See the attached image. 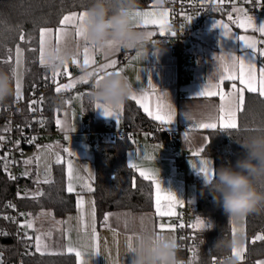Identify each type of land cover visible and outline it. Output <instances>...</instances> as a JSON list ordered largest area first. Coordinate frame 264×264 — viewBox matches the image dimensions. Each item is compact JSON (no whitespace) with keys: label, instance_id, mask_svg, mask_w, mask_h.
I'll return each instance as SVG.
<instances>
[{"label":"crops","instance_id":"0c3cea01","mask_svg":"<svg viewBox=\"0 0 264 264\" xmlns=\"http://www.w3.org/2000/svg\"><path fill=\"white\" fill-rule=\"evenodd\" d=\"M86 10L70 11L65 15L72 12L79 14ZM136 10L155 11L157 13L168 11L169 16L166 20L167 27H170L171 12L169 8L160 4V0H155L150 6L137 7ZM229 16L232 17L231 20H229ZM244 16H252L257 27L264 25V12L251 15L247 14L242 8H238L234 14L206 13L192 21L183 35L187 44V53L185 58L186 68L181 76L178 73L177 62L170 46L167 45L162 50L154 49L152 52L145 48V45L148 43L155 44L163 39L169 40V31L161 36L158 26L148 25L145 27L142 19L137 21L139 26L135 28L146 33L148 39L143 45L134 49L128 60H120L117 57L119 50L123 46H115L107 53L96 51V47L94 48L89 41L86 42L82 37L76 36L75 28L71 25L63 26L66 27L68 34L60 40L59 44H57L55 39L56 29L62 26L59 24L55 27H44L53 30L50 44L46 47V60L50 59L49 52L58 47L59 50L71 51L73 58L79 61L78 64H73L72 58L66 65L64 64L56 70L60 75L65 74V68L67 67L68 72L71 73V76H68L66 81L60 83L61 85L79 81L88 72L96 73V75L88 79L87 84L75 83V87L61 91L60 93L55 91L57 85H53L46 94L44 93L45 101L54 106L55 128L66 133L65 138L73 148L77 136H81L83 133L86 135L89 131H98L109 126L124 123L129 117L136 115V113L144 115L146 119L162 126L166 130L177 128L180 125L179 135L169 137L166 134H162L158 136V140L155 142L151 141L147 135L131 138L132 145L126 152V160L128 165L131 161L136 163L141 169L151 170L159 179L162 189L174 193L184 203L187 201L197 203V180H204V175L198 171L200 167L199 162L200 160L210 161L208 165L209 174L214 171V165L212 157L203 152L199 156H193L194 152H197L201 147L205 148L208 144L209 129L193 128L192 125L194 123H206L216 120L219 116V105L221 103L219 96L205 98L198 97V94L209 81L217 82V69L220 61L216 58L221 54L234 55L238 58H243L246 62L255 63L257 75L259 74V68L264 67V56L245 47L243 42L238 39V36H247L257 42V48L260 45L264 48V43H261L264 42V34L252 29L245 31L237 27L236 21ZM216 22L228 25L231 36L223 35V29L214 27ZM148 33H154L155 35L149 36ZM85 47L90 49V58L94 60V63H90L87 66L83 63V50ZM112 60L117 61L114 68L101 70L102 66L110 63ZM109 71H119L132 86L131 94L121 104L122 109L120 110L118 120L114 116H105L103 109L96 107V104L99 102L92 97L97 75L106 77V73ZM53 72L51 70L52 82ZM60 75L56 77V82ZM235 83L239 88V82L235 81ZM232 84L233 81H225L222 85L223 91L225 93L231 92ZM133 93L138 98H142V102L153 113H155L158 104L164 105L165 111L168 110L167 106L171 105V108L176 112L174 120L168 125H162L159 121L154 120L145 112L141 104L130 99ZM246 94L247 92H245V98ZM14 99L18 101L15 96ZM188 109L199 113L198 119L193 121L186 119L185 112ZM57 119L61 120L60 126L56 124ZM39 121L41 122L40 128H46L47 116L43 115ZM94 122L95 126H92ZM176 140L180 141L188 152L184 167L173 168L169 159L170 146ZM88 145L93 148L95 143ZM42 149L53 154V161L49 165L51 175L44 179L38 174L37 167V154ZM25 151L27 158L24 161V173L33 182L29 193L41 191V184L45 180L50 181L53 179L54 165L57 163L58 157L61 158V163L65 166L66 161L74 159L75 156L74 148L72 154L69 155L63 149L62 140L58 137H48L42 146L27 148ZM149 156L152 158H147ZM92 158L94 163L93 151ZM193 163L196 164V167H193ZM133 170L139 174V171ZM190 181L192 182L191 184ZM94 182L92 185L93 189ZM190 188H192L191 195L189 194ZM153 189L154 205L152 209L134 210L131 208H116L108 210L102 219H99L93 191L78 187L71 193L74 196L72 210L67 211L64 215H59L52 208H41L27 220V222L33 223V228L29 229L26 227V229L33 237L34 244L36 235L43 237V242L48 245L46 254H69L67 248L71 246L74 250H79L82 253L81 259L83 260V264H130L132 254H128V245L133 242L138 233L148 229L156 233L167 234L172 238L175 237L178 258L183 260V250L179 245V224L175 220L179 216L183 205L177 206L174 209L176 215L163 218L157 216L155 212L154 185ZM78 199L80 200L79 207L77 206ZM106 215L108 217L107 220H105ZM160 223L172 227L166 228L161 232L158 228ZM94 232L95 237L93 236ZM96 246H98L99 254H95L93 251ZM72 254L74 255V253ZM260 258H264V256L256 258L257 264H260ZM75 260L76 264H78L76 257Z\"/></svg>","mask_w":264,"mask_h":264},{"label":"trees","instance_id":"16d2710c","mask_svg":"<svg viewBox=\"0 0 264 264\" xmlns=\"http://www.w3.org/2000/svg\"><path fill=\"white\" fill-rule=\"evenodd\" d=\"M155 0H138V7L150 6ZM93 0H0V70L10 73L14 95L7 98L2 106L15 104L14 77L11 69L15 67V49L19 45L24 57V95L26 99L33 90L53 87L50 67L39 63V32L44 27L59 25L62 17L70 11L88 9ZM24 40H20V36ZM35 49V51H33ZM9 55L12 61L5 63ZM44 94V96H45ZM41 107L30 111L25 105L18 114L22 124L40 127L39 114L47 116L45 126L55 129L53 105L45 101ZM20 99V100H22ZM19 101V100H18ZM131 127H143L153 123L144 115L136 113L125 122ZM92 126H95V122ZM6 118H0V137L4 135ZM209 141L204 154L212 157L214 169L229 164L243 156L244 150L236 141L244 137L264 133V98L258 93H247L244 110L238 113L237 129H209ZM162 135V134H160ZM132 145L131 138L114 141L96 142L93 157L96 167L94 196L97 215L102 219L108 210L131 208L150 210L154 205V189L151 181L128 166L126 152ZM32 148L28 146H23ZM26 180L33 186L28 177ZM135 185V186H133ZM30 191V190H29ZM43 193V195H38ZM14 185L8 174V161L5 151L0 150V251L4 252L3 264H17V245L15 224L12 220L11 200ZM35 197V198H34ZM27 213L31 216L41 208H52L57 214L64 215L73 209L74 196L67 192V175L63 163L54 165V176L49 183L41 184V191L26 193L20 199ZM192 225L197 218L206 222L203 229L191 227L196 244L190 249L189 264H212L215 258L229 257L232 247H216L218 240L229 242L233 239V218L223 211L220 204L214 202L211 192L205 187L203 179L197 180V203L192 209ZM245 258L240 264H257L256 258L264 256V241L252 242L253 237L264 235V208L245 215ZM24 264H76L73 254L34 253L25 258Z\"/></svg>","mask_w":264,"mask_h":264},{"label":"clouds","instance_id":"9594fccd","mask_svg":"<svg viewBox=\"0 0 264 264\" xmlns=\"http://www.w3.org/2000/svg\"><path fill=\"white\" fill-rule=\"evenodd\" d=\"M138 0H93L86 10L84 20L87 40L96 48L109 52V42H115L128 49H134L148 39L146 33L133 27V12ZM58 59L50 62V69L56 71L73 58V53L61 49ZM52 58H50L51 61ZM132 86L122 74L104 77L95 85L92 97L110 108H118L131 94ZM14 95L10 73L0 70V103ZM186 119H198L199 113L188 109ZM244 150L234 165L221 166L204 176L205 187L211 192L214 202L220 204L225 214L241 218L264 208V133L244 137L236 141ZM216 247L231 248L237 241H220ZM177 244L167 234L145 229L138 233L128 245L132 254L130 264H184L178 258ZM225 264H230L226 260Z\"/></svg>","mask_w":264,"mask_h":264},{"label":"snow or ice","instance_id":"6c2138e0","mask_svg":"<svg viewBox=\"0 0 264 264\" xmlns=\"http://www.w3.org/2000/svg\"><path fill=\"white\" fill-rule=\"evenodd\" d=\"M222 2V0H221ZM86 16V11L80 12L77 14L76 12H72L68 15H64L63 18L60 20V25L62 27L56 29V36L55 39L57 41V44H59L60 40L67 36V25H71L75 28V34L77 37H82L86 42L88 41L85 35V27H84V20ZM169 16L168 11H160L159 13L155 11H139L136 10L133 12L134 17V24L133 27L139 26L137 21L141 20L143 21L144 26L153 25L158 26L160 30V35L163 36L167 31L170 29L167 27V20L166 18ZM232 17L229 16V20H231ZM189 22L191 21V17L188 18ZM237 27L244 29L245 31H248L249 29H252L253 31H257L261 34H264V25H261L257 27V25L254 23L252 16H244L241 19H238L236 21ZM214 27H219L223 29V35L225 36H231L230 29L228 25L223 24L222 22H216ZM53 30L50 28H41L39 32V63L41 66H47L49 67L50 62H55L58 57L59 48L52 49L49 52V56L51 59L46 60L45 59V52L46 47L50 44V37ZM149 36L155 35L154 33H148ZM171 35L175 36V32H171ZM238 39L243 42V45L247 48L252 49L254 52H258L259 55L264 56V48H257V42L251 40L247 36H238ZM20 40H24V36H20ZM264 43V42H261ZM118 46L115 44V42L110 41L109 47H115ZM95 48V46H93ZM35 51V49H33ZM96 51H102L101 49L96 48ZM84 59L83 63L85 66L89 65L90 63H94V60L90 58V49L88 47H85L84 50ZM55 53V54H53ZM22 50L20 46L18 45L15 49V67L11 69L12 75L15 78V97L17 100L22 99V85L18 74V69L21 64L22 59ZM12 56L9 55L8 59L5 60V63H9L12 61ZM220 61V64L217 69V82H211L209 81L205 88L198 94V97H216L219 96L220 98V105H219V116L216 118V120H211L210 122H201L198 124H193V128L198 129H237L238 128V122H237V114L239 112H242L244 110L245 105V92L247 93H258L260 97L264 98V67H260L257 75V68L255 63L246 62L243 58H238L234 55L229 54H221L219 57H217ZM73 64H78L79 61L76 58H73L72 60ZM67 63H65L66 65ZM117 64L116 60L110 61V63L102 66L101 70L107 69V68H114ZM238 66V71H237ZM65 74L68 76H71V73L68 72L67 67L65 68ZM107 76H111L114 74H120L119 71H109L106 73ZM60 73L54 71L53 72V83H56V77L59 76ZM96 75L94 72H88L86 76H83L80 78L79 81L69 83V84H58L55 88V91L57 93H60L61 91L68 90L69 88L75 87V83H88V79ZM103 76H98L96 78V84L98 85L101 80H103ZM225 81H233L232 84V91L229 93H225L223 91L222 85ZM235 81L239 82L240 87L238 88ZM130 99L135 100L137 103L141 104V107L144 108L145 112L149 114L154 120L159 121L162 125H168L170 124L176 115V112L174 109L171 108V105H168V110L165 111V106L162 104H158L156 106L155 113L142 102V98H138V96L133 93L130 96ZM43 98H41L42 102ZM38 103L37 101L33 100L29 104V110L34 111L35 109L32 108V105ZM97 108L103 109V114L105 116H114L119 119V113L122 109V105H120L118 108H110L104 105H101L100 103L96 104ZM56 124L58 126L61 125V120L57 119ZM74 130V129H73ZM191 130V129H190ZM3 137H0V140H2ZM207 139V138H205ZM65 151H68V149H65ZM205 148L201 147L197 152L193 153V156H199L200 153L204 152ZM72 153L69 152V155ZM151 159L152 157H147ZM61 158H57V163H61ZM210 164V161L207 160H200L199 162V169L198 171L202 173L205 177L209 175V169L208 165ZM132 169H136L139 171L140 177H143L145 180L151 181L152 184L155 187V212L157 216L163 218V217H171L173 215H176L174 209L177 206H182L184 204V201L178 199L176 195L170 191L163 190L160 184L159 179L156 177V175L151 170H145L138 167L136 163L129 162L128 165ZM193 167H196V164L193 163ZM67 174H68V180L69 183L67 185V192L72 193L74 192L73 185L71 181L74 177V171L73 166L71 163L67 166ZM91 175V173H89ZM12 179H15V177H10ZM39 182V181H37ZM44 183H49L48 180H45ZM135 186V185H133ZM90 191H94L92 186L88 185ZM38 195H43V193H38ZM35 198V197H34ZM80 200H77V206L79 207ZM95 215V213H93ZM107 215L105 216V220H107ZM210 227V225H206V222L202 219L197 218L194 225H191L190 227H194L196 229H203L205 227ZM21 227H27L29 229L33 228L32 222H27L26 224H22ZM170 225H165L164 223H160L158 225V228L161 232H163L166 228H171ZM180 227H184V225H180ZM235 231V230H233ZM93 236L95 237V232L93 233ZM29 240H32V236L27 237ZM35 252L40 253L41 255L46 254V250L48 248V245L43 242V237L41 235L35 236ZM174 242L177 244L176 238L173 237ZM256 241H264V235H256L253 237L252 242L255 243ZM94 253L99 254L98 246L94 247L93 249ZM67 252L69 254L74 253L75 257L78 260V264H83V260L81 259L82 253L79 250H74L73 247L69 246L67 248ZM242 248L233 247V253L237 256H241L242 258ZM47 254H56V253H47Z\"/></svg>","mask_w":264,"mask_h":264},{"label":"built area","instance_id":"2783aa9c","mask_svg":"<svg viewBox=\"0 0 264 264\" xmlns=\"http://www.w3.org/2000/svg\"><path fill=\"white\" fill-rule=\"evenodd\" d=\"M160 4L169 8L171 12V23L169 27V40L163 39L155 44L148 43L145 48L152 52L154 49L162 50L165 46L172 48L173 56L177 62L178 73L181 74L186 68L185 58L187 53V44L184 40V32L188 25L206 13L212 14H234L238 8H242L247 14H259L264 12V0H160ZM191 17L189 22L188 18ZM175 32L176 35H171ZM258 48H263L260 45ZM135 49V48H134ZM122 47L117 57L120 60H128L134 51ZM67 74H61L54 85L66 81ZM49 87L38 88L26 98L17 101L13 105H0V118H6V127L4 129L3 139L0 140V150L5 151V156L8 161V174L14 185V194L11 200L13 207L12 220L15 224V237L17 245V264H24L25 258L35 252V244L33 239L29 240L27 237L31 236L26 227H21L26 224L30 215L26 209L20 205V199L31 189L30 183L26 180L24 173V161L27 158L26 151L23 146L38 148L45 144L48 137H58L62 140L63 149L73 152L72 146L67 142L66 133L55 128L53 130L43 128H36L32 125L22 124L18 119V114L22 111L25 105H29L31 101L35 100L38 103L32 105V108L37 110L41 107V98ZM43 115L39 114L38 118ZM180 125L177 128L166 130L156 123H150L143 127H131L125 123H119L116 126H109L98 131H89L86 134L85 140L88 144H94L100 141H114L117 139L134 138L136 136L147 135L153 142L158 140L160 134L170 136H177L180 132ZM171 152L168 154L173 168L185 166V161L188 152L185 150L180 141H174L170 146ZM196 203L187 201L182 207L180 214L175 218L176 223L179 224L178 234L180 237L179 245L183 250V262L189 264L188 256L190 249L196 244L194 234L191 230L192 225V209ZM184 227H180V225ZM230 261V264H240L242 262H235L231 256L215 258L212 264H225V261ZM245 259L244 261H246ZM256 260V259H255Z\"/></svg>","mask_w":264,"mask_h":264},{"label":"rangeland","instance_id":"374dc122","mask_svg":"<svg viewBox=\"0 0 264 264\" xmlns=\"http://www.w3.org/2000/svg\"><path fill=\"white\" fill-rule=\"evenodd\" d=\"M19 78L21 81V91L22 95L24 94V57L22 55L21 64L18 69ZM15 78H14V86H15ZM85 134L83 133L81 136H77V140L75 145L73 144L75 156L74 159H68L65 163L66 171L67 166L69 163L73 166L74 177L71 181L73 188L77 189L78 187L83 189H89L88 185H93L95 180V166L93 163L92 158V146L88 145L85 141ZM30 155V154H29ZM58 155V154H57ZM53 154L46 151L41 150L37 154V167H38V174L41 176L42 179L49 177L51 175L50 166L51 162L53 161ZM91 173V175L89 174ZM67 183L68 174H67ZM192 182L190 181V184ZM192 188H190L189 194L191 195ZM185 204V203H184ZM183 204V206H184ZM233 218V217H232ZM233 240L237 241L238 248H242V258L241 256H237L233 253L232 247V255L231 258L235 262H243L245 260V242H246V234H245V216L241 218H233ZM182 260V259H181ZM183 261V260H182ZM264 258H260V264H263Z\"/></svg>","mask_w":264,"mask_h":264},{"label":"water","instance_id":"95a60500","mask_svg":"<svg viewBox=\"0 0 264 264\" xmlns=\"http://www.w3.org/2000/svg\"><path fill=\"white\" fill-rule=\"evenodd\" d=\"M258 235H261V234H258ZM3 263H4V252L0 251V264H3Z\"/></svg>","mask_w":264,"mask_h":264}]
</instances>
